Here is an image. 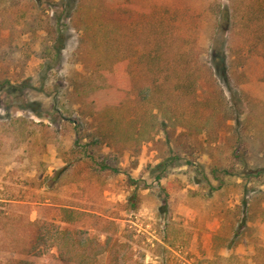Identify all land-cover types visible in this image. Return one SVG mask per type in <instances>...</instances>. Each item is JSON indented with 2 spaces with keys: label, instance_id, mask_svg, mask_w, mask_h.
Returning <instances> with one entry per match:
<instances>
[{
  "label": "rangeland",
  "instance_id": "374dc122",
  "mask_svg": "<svg viewBox=\"0 0 264 264\" xmlns=\"http://www.w3.org/2000/svg\"><path fill=\"white\" fill-rule=\"evenodd\" d=\"M4 1L0 261L61 264L52 242L10 252L22 229L3 213L55 233L69 206L88 214L85 237L120 238L132 264H264V83L243 86L242 114L199 104L195 56L228 0H75L84 23H68L53 61L47 25L31 32L12 16L26 0ZM51 1L49 19L63 3ZM191 76L197 92L178 89Z\"/></svg>",
  "mask_w": 264,
  "mask_h": 264
},
{
  "label": "trees",
  "instance_id": "16d2710c",
  "mask_svg": "<svg viewBox=\"0 0 264 264\" xmlns=\"http://www.w3.org/2000/svg\"><path fill=\"white\" fill-rule=\"evenodd\" d=\"M10 1L14 4L13 2L17 0ZM64 1L57 4L61 11L53 10L54 14L51 19H49V10L56 6L51 0H26L24 5L14 9L12 15L18 20H23L31 32L44 30L46 27L43 26L47 25L45 30L48 34H53L55 43L48 52L50 56L46 59L52 61L63 49L62 40L68 23L82 22L75 18L82 8L76 6L75 0H66L69 3H64ZM4 8V12L8 11L6 6ZM217 14L216 34L212 38V43L207 49L199 50L195 56L196 60L200 57L199 65L201 67L203 65L205 69L202 72L199 68L197 72L201 75L199 79L203 81L199 89L201 95H199V104L211 109L218 107L227 109L228 107L230 111L242 114L245 105L250 103L243 86L253 81L264 83V72L256 77L248 74L250 73L249 66L252 63L257 62L264 68V0H228V4L219 5ZM218 35L220 39H217ZM241 39H245L242 44H240ZM147 57L153 65H156L158 60L156 55ZM191 77L193 82L188 84L180 79L177 85L178 89L190 92V94L197 92L194 81L195 79L198 81V76ZM147 89L150 91L148 94L152 96L154 91ZM141 90L143 92L141 99H145L143 95L147 91L145 88ZM29 124L30 122H27V125ZM16 203V200L11 199H6L5 202L10 206L16 205ZM59 209L60 221L55 233L46 230L47 224L40 220L31 221L22 213L4 212V216L10 220L13 226L16 225L22 229L10 252L19 256H34L41 254L44 247L52 242L51 245L57 250L58 260L61 264H99L101 257H106L110 264H132L133 254L126 252V246L121 245L120 238H116L115 244L111 245V238L100 242L98 238L91 239L83 235L79 229L87 219L86 212L69 206H62ZM0 264L25 263L17 258H8L5 261H0Z\"/></svg>",
  "mask_w": 264,
  "mask_h": 264
}]
</instances>
